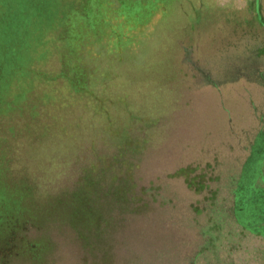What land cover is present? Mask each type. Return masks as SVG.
Wrapping results in <instances>:
<instances>
[{
    "label": "rangeland",
    "instance_id": "rangeland-1",
    "mask_svg": "<svg viewBox=\"0 0 264 264\" xmlns=\"http://www.w3.org/2000/svg\"><path fill=\"white\" fill-rule=\"evenodd\" d=\"M0 264H264V0H0Z\"/></svg>",
    "mask_w": 264,
    "mask_h": 264
},
{
    "label": "crops",
    "instance_id": "crops-1",
    "mask_svg": "<svg viewBox=\"0 0 264 264\" xmlns=\"http://www.w3.org/2000/svg\"><path fill=\"white\" fill-rule=\"evenodd\" d=\"M133 232H134V231H133ZM123 242H124V243H126V242H127V240H124Z\"/></svg>",
    "mask_w": 264,
    "mask_h": 264
}]
</instances>
